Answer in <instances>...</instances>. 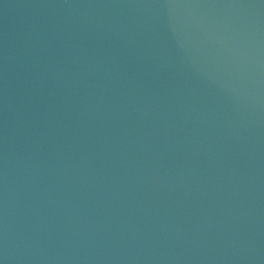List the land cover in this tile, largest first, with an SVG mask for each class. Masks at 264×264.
Listing matches in <instances>:
<instances>
[{"label": "water", "instance_id": "water-1", "mask_svg": "<svg viewBox=\"0 0 264 264\" xmlns=\"http://www.w3.org/2000/svg\"><path fill=\"white\" fill-rule=\"evenodd\" d=\"M0 264H264V0H0Z\"/></svg>", "mask_w": 264, "mask_h": 264}]
</instances>
